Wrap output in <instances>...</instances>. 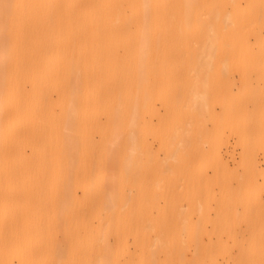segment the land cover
Wrapping results in <instances>:
<instances>
[{
	"label": "bare ground",
	"instance_id": "bare-ground-1",
	"mask_svg": "<svg viewBox=\"0 0 264 264\" xmlns=\"http://www.w3.org/2000/svg\"><path fill=\"white\" fill-rule=\"evenodd\" d=\"M263 196L264 0H0V264H264Z\"/></svg>",
	"mask_w": 264,
	"mask_h": 264
},
{
	"label": "rangeland",
	"instance_id": "rangeland-1",
	"mask_svg": "<svg viewBox=\"0 0 264 264\" xmlns=\"http://www.w3.org/2000/svg\"><path fill=\"white\" fill-rule=\"evenodd\" d=\"M229 151L231 152V154H233L235 160H234L233 158H230V157H227L226 160H227V162H228L229 167H230V168H234V167H235V164H236V162H237V160H238V153H239V150H238V148L234 145L232 139L230 140ZM257 158H259V160H257L258 167H259V168H262V167H263V163H262V161L260 160V155H258ZM262 198H263V200H264V196H263ZM219 260H220V258H219ZM230 262H231V261H230Z\"/></svg>",
	"mask_w": 264,
	"mask_h": 264
}]
</instances>
